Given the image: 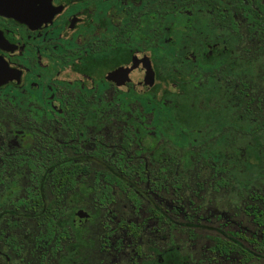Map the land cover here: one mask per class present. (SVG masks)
I'll use <instances>...</instances> for the list:
<instances>
[{"label":"flooded vegetation","instance_id":"1","mask_svg":"<svg viewBox=\"0 0 264 264\" xmlns=\"http://www.w3.org/2000/svg\"><path fill=\"white\" fill-rule=\"evenodd\" d=\"M11 9L0 12V264L264 262V197L242 179L264 108L248 98L240 112L245 77L264 64V0ZM226 109L257 119L240 130Z\"/></svg>","mask_w":264,"mask_h":264},{"label":"rangeland","instance_id":"2","mask_svg":"<svg viewBox=\"0 0 264 264\" xmlns=\"http://www.w3.org/2000/svg\"><path fill=\"white\" fill-rule=\"evenodd\" d=\"M257 69L259 70L255 73H250L245 77L246 82L249 85V90L247 91V93L241 94L242 105L240 108V112H242L246 108L253 107L251 105L243 104V101L248 102V98H253L255 99V101L258 100L260 107L264 108V64L258 66ZM226 98H230V96H226ZM231 112L232 111L228 110L225 113V119L231 124V126L234 125L240 130L247 129L246 127L248 123L256 121L257 119L255 117V114L251 113L249 114L248 118H243V120H239L238 115L232 114ZM261 114L264 115L263 109L261 110ZM195 118L196 117H194L193 119ZM251 119L253 120L251 121ZM212 124L213 122L211 121L210 126H212ZM227 126L228 124H225L224 127L228 128ZM230 131H232V129H230ZM232 133L233 136H237L239 138L238 141L242 147H244V144L249 145V143L252 142L253 150L248 156H245L247 164V168L245 169V171L247 172H242V179L246 178L249 175L252 176L255 182L256 194L261 197H264V134H258L250 142H248L249 138L246 136H241L239 130ZM215 141L216 140L212 141V139L209 140L210 146H212L213 142L215 143ZM257 202L259 203L258 200ZM256 264H264V262L257 261Z\"/></svg>","mask_w":264,"mask_h":264},{"label":"trees","instance_id":"3","mask_svg":"<svg viewBox=\"0 0 264 264\" xmlns=\"http://www.w3.org/2000/svg\"><path fill=\"white\" fill-rule=\"evenodd\" d=\"M257 50L259 52L264 53V38L262 39L261 43L258 45ZM257 130H258V125H257ZM260 213H261V217L258 219V222L264 224V213L263 211H261ZM257 250L258 252H261L262 254H264V239H261L260 241H258ZM262 257L264 258V255H262Z\"/></svg>","mask_w":264,"mask_h":264},{"label":"water","instance_id":"4","mask_svg":"<svg viewBox=\"0 0 264 264\" xmlns=\"http://www.w3.org/2000/svg\"><path fill=\"white\" fill-rule=\"evenodd\" d=\"M24 2V0H0V12L12 14V5Z\"/></svg>","mask_w":264,"mask_h":264}]
</instances>
